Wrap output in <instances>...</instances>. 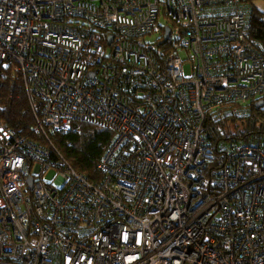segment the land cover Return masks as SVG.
<instances>
[{
	"label": "built area",
	"instance_id": "2783aa9c",
	"mask_svg": "<svg viewBox=\"0 0 264 264\" xmlns=\"http://www.w3.org/2000/svg\"><path fill=\"white\" fill-rule=\"evenodd\" d=\"M251 11L0 0V82L21 75L38 136L0 125V264H264V148L210 140L264 98ZM83 124L111 133L98 182L51 137Z\"/></svg>",
	"mask_w": 264,
	"mask_h": 264
},
{
	"label": "trees",
	"instance_id": "16d2710c",
	"mask_svg": "<svg viewBox=\"0 0 264 264\" xmlns=\"http://www.w3.org/2000/svg\"><path fill=\"white\" fill-rule=\"evenodd\" d=\"M252 7L250 35L264 47V10L258 6L264 0H243ZM6 79L0 82V125L13 129L17 134L29 139H37L32 131L35 114L28 98L23 80L18 72L5 70ZM264 101V98H263ZM240 120V125L237 121ZM222 128V131L219 130ZM210 140L218 155L219 145L238 142H254L264 148V106L252 104L251 114L247 117H227L210 125ZM52 140L66 160L78 173L89 180L98 182L102 178L97 169L111 133L98 130L90 125H81L78 130L67 136L52 133Z\"/></svg>",
	"mask_w": 264,
	"mask_h": 264
},
{
	"label": "rangeland",
	"instance_id": "374dc122",
	"mask_svg": "<svg viewBox=\"0 0 264 264\" xmlns=\"http://www.w3.org/2000/svg\"><path fill=\"white\" fill-rule=\"evenodd\" d=\"M258 6H259L260 9L264 10V2H259ZM237 124L240 125V120L237 121ZM53 177H54V172H51V173L47 174L46 181L47 182L52 181Z\"/></svg>",
	"mask_w": 264,
	"mask_h": 264
},
{
	"label": "water",
	"instance_id": "95a60500",
	"mask_svg": "<svg viewBox=\"0 0 264 264\" xmlns=\"http://www.w3.org/2000/svg\"><path fill=\"white\" fill-rule=\"evenodd\" d=\"M169 35H170V31L167 29V33H166V36H165V40H168ZM257 104H258L259 107H262V106H264V101L263 100L262 101H259ZM28 184H29V187L32 188V179L29 178Z\"/></svg>",
	"mask_w": 264,
	"mask_h": 264
}]
</instances>
